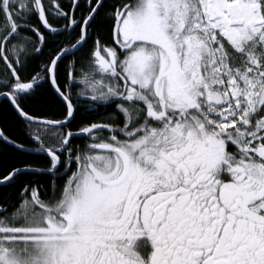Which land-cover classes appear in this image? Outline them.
I'll use <instances>...</instances> for the list:
<instances>
[{
  "label": "snow or ice",
  "instance_id": "1",
  "mask_svg": "<svg viewBox=\"0 0 264 264\" xmlns=\"http://www.w3.org/2000/svg\"><path fill=\"white\" fill-rule=\"evenodd\" d=\"M0 264H264V0H0Z\"/></svg>",
  "mask_w": 264,
  "mask_h": 264
}]
</instances>
